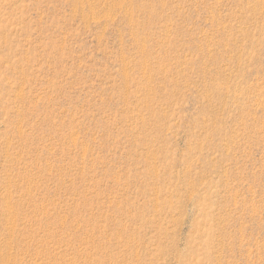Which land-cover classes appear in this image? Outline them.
Masks as SVG:
<instances>
[{"label":"rangeland","instance_id":"1","mask_svg":"<svg viewBox=\"0 0 264 264\" xmlns=\"http://www.w3.org/2000/svg\"><path fill=\"white\" fill-rule=\"evenodd\" d=\"M0 264H264V0H0Z\"/></svg>","mask_w":264,"mask_h":264}]
</instances>
